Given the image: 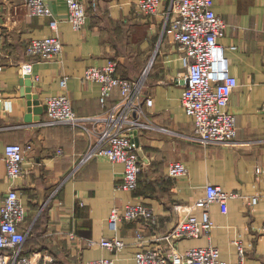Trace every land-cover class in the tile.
<instances>
[{
	"label": "crops",
	"instance_id": "crops-1",
	"mask_svg": "<svg viewBox=\"0 0 264 264\" xmlns=\"http://www.w3.org/2000/svg\"><path fill=\"white\" fill-rule=\"evenodd\" d=\"M81 1L87 16L74 29L65 0H48L62 51L54 59L33 60L25 46L53 33L51 17L31 14L25 0H0V198L10 187L18 192L26 210L22 229L29 230L25 251H37L48 264H85L102 257H112L114 264H136L134 255L142 245L183 252L211 244L221 259L233 263L239 258L238 240L244 264H264V233L259 232L264 219V112L259 109L264 101V0H213L212 10L226 23L218 42L237 80L227 107L236 118V137L206 145L194 140L193 121L181 105V53L164 27V15L141 12L137 0ZM170 1L162 0L161 8ZM109 59L117 61L118 75L141 78V98L153 100L150 106L142 104L146 126L132 132L142 165L132 191L117 186L123 163L102 157L78 163L87 148L81 129L39 125L49 95L65 93L79 115L99 113L100 84L86 82L82 75L87 67ZM26 61L32 65L30 94L37 96L36 105L29 104L24 91L21 65ZM118 98L115 90L108 104ZM8 143L30 145L24 151V172L14 180L6 175ZM172 161L184 162L187 174L169 176ZM208 183L239 195L228 199L225 212L210 204L209 236L179 238L171 246L162 236L203 196ZM253 195L258 200L251 205ZM138 200L152 208L158 217L155 225L121 220L116 230L109 228L114 205ZM190 213L201 217L199 208ZM114 235L125 241L119 251L88 244V239Z\"/></svg>",
	"mask_w": 264,
	"mask_h": 264
},
{
	"label": "built area",
	"instance_id": "built-area-1",
	"mask_svg": "<svg viewBox=\"0 0 264 264\" xmlns=\"http://www.w3.org/2000/svg\"><path fill=\"white\" fill-rule=\"evenodd\" d=\"M212 3L213 0H171L162 9V0L136 2L137 8L145 14L164 15V27L171 30L172 38L181 53L183 71L180 74L185 82L181 105L185 114L193 121L194 140L204 145L232 142L236 137V118L227 107L237 80L230 73L222 45L218 42L226 23L212 10ZM25 4L33 15L50 16L49 25L53 30L52 34L45 37L30 39L25 46L26 55L33 60L54 59L62 51V41L57 31V19L51 16L48 0H25ZM65 4L67 20L74 29H80L87 16L84 3L81 0H65ZM117 66L115 59H109L101 65L89 66L83 72L82 80L100 84L99 113L79 115L65 93L49 95L44 99L45 118L39 125H67L81 129L86 134L87 148L78 163H84L93 157L123 163V176L117 186L132 191L137 188L142 170L132 132L146 126L142 120L146 117L142 104L150 106L153 100L150 96L141 98V78L122 77L117 74ZM31 68L30 61L21 65L25 74H30ZM34 78L37 79V76ZM60 84L66 86V76L61 77ZM115 90L119 93V98L108 104ZM259 109L264 112V101ZM26 148H30V145L8 143L4 146L6 175L11 180L24 172L22 165ZM262 171L264 172V164ZM186 174L187 166L184 162L172 161L169 164V176ZM57 189L58 187L52 190L51 196ZM237 195V192L226 191L221 186L206 184L203 196L190 205L186 214L162 238L172 246L179 238L209 236L213 227L208 209L210 204L217 203L221 212H225L228 199ZM257 200L258 196L253 195L249 198V203L254 205ZM198 208L201 210L200 218L190 213L192 209ZM25 216L26 210L17 190L10 187L0 198V264H48L45 256L37 251L27 252L24 249L23 244L29 233V230L22 229ZM139 219L151 225L158 221L152 208L143 201L114 205L108 216V226L116 230L121 220ZM259 232L264 233V219ZM235 243L239 248V258L233 263L221 259L218 248L211 244L190 247L183 252L174 248L163 250L157 246L142 245L136 251L134 260L136 264H244L241 243L238 240ZM88 244H98L116 252L125 246V241L114 235L98 241L88 239ZM85 264H114V259L102 257Z\"/></svg>",
	"mask_w": 264,
	"mask_h": 264
},
{
	"label": "water",
	"instance_id": "water-1",
	"mask_svg": "<svg viewBox=\"0 0 264 264\" xmlns=\"http://www.w3.org/2000/svg\"><path fill=\"white\" fill-rule=\"evenodd\" d=\"M24 77L26 80H24V83L26 85V87L24 88V91H25V95L26 97L29 99V104L31 105H36L38 104L39 100L37 98L36 95H33V94H30V91H31V85H32V79L30 78V74L29 73H26L24 74ZM33 95V96H32ZM33 110L35 112H38L39 111V108H33Z\"/></svg>",
	"mask_w": 264,
	"mask_h": 264
},
{
	"label": "trees",
	"instance_id": "trees-1",
	"mask_svg": "<svg viewBox=\"0 0 264 264\" xmlns=\"http://www.w3.org/2000/svg\"><path fill=\"white\" fill-rule=\"evenodd\" d=\"M123 77H125V78H128V79H133V78H130V77H126V76H123ZM25 249V248H24Z\"/></svg>",
	"mask_w": 264,
	"mask_h": 264
}]
</instances>
